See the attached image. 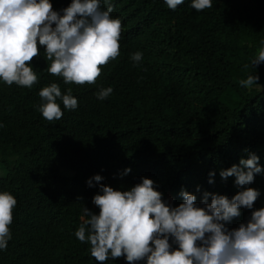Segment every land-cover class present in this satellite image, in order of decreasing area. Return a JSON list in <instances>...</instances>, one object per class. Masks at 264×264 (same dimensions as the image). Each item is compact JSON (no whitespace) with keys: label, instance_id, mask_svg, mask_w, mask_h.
<instances>
[{"label":"trees","instance_id":"obj_1","mask_svg":"<svg viewBox=\"0 0 264 264\" xmlns=\"http://www.w3.org/2000/svg\"><path fill=\"white\" fill-rule=\"evenodd\" d=\"M111 3L112 18L122 22L121 52L108 80L102 75L78 89L81 110L64 111L59 126L72 132L65 146L46 151L29 134L27 127L39 121L26 111L41 98L40 88L0 81V192L17 200L0 264H100L90 243L75 236L83 207L99 214L92 202L99 184L125 191L148 178L165 203L178 206L184 190L203 207L204 192L231 199L241 190L234 177L223 180L220 172L254 153L262 171L245 187L260 196L226 227L237 228L264 207V62L251 66L264 47V0H212V8L200 12L192 0L176 10L165 0ZM39 50L46 56L44 46ZM137 51L143 58L134 63ZM248 75H258L261 88L242 87L239 81ZM110 80L120 83L109 97L97 99ZM85 116L84 123L76 122ZM78 156L83 161L69 177L73 182L64 183L58 170ZM95 175L103 179L89 187ZM103 264L128 262L109 257Z\"/></svg>","mask_w":264,"mask_h":264},{"label":"clouds","instance_id":"obj_2","mask_svg":"<svg viewBox=\"0 0 264 264\" xmlns=\"http://www.w3.org/2000/svg\"><path fill=\"white\" fill-rule=\"evenodd\" d=\"M165 3L176 10L184 0ZM212 6V0L191 3L197 12ZM113 8L111 0H0V81L9 86L15 83L40 88L41 98L26 111L28 118L39 122L27 129L34 141L46 144V151L65 146L72 139V132L61 129L59 123L65 110V114L81 110L84 97L78 89L96 83L102 75L110 78L112 60L121 52L122 39V22L112 18ZM39 46H44L46 56H40ZM142 58L139 51L131 56L134 63ZM262 62L264 47L251 60V66ZM258 80V75H248L239 83L251 88L259 85ZM115 83L120 82L110 80L107 88H101L97 99L109 97ZM85 119L76 122L84 123ZM82 161L78 156L61 167L60 179L73 182L69 177L75 176ZM258 161L259 157L250 153L238 165L222 170L221 179L234 177L241 190L231 199L204 192L203 207L197 206L195 195L184 190L179 193L183 202L178 206L165 203L148 178L121 191L99 184L103 178L95 175L87 183L89 187L93 180L99 184L100 194L94 195L92 202L100 211L93 214L83 207L75 236L82 243H90L91 256L100 264L109 257L122 256L128 264L142 260L146 264H264V207L253 210L248 221L237 228L226 227L234 217L239 220L241 208L253 209L260 196L257 189L245 187L261 173ZM130 171L125 169V174ZM16 204L12 194L0 192V251L9 245ZM170 238L177 245L175 249ZM14 247L17 249L16 243Z\"/></svg>","mask_w":264,"mask_h":264}]
</instances>
